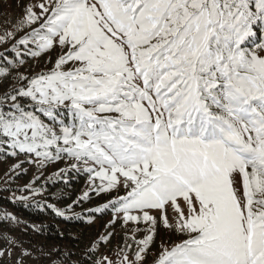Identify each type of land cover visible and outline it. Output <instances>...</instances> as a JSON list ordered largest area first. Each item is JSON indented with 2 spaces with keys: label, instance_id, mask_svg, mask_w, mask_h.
Returning a JSON list of instances; mask_svg holds the SVG:
<instances>
[{
  "label": "snow or ice",
  "instance_id": "obj_1",
  "mask_svg": "<svg viewBox=\"0 0 264 264\" xmlns=\"http://www.w3.org/2000/svg\"><path fill=\"white\" fill-rule=\"evenodd\" d=\"M17 7L0 32V159L85 176L66 208L47 204L65 219L109 197L84 209L89 225L110 216L103 231L41 250L45 264H264V0Z\"/></svg>",
  "mask_w": 264,
  "mask_h": 264
},
{
  "label": "trees",
  "instance_id": "obj_2",
  "mask_svg": "<svg viewBox=\"0 0 264 264\" xmlns=\"http://www.w3.org/2000/svg\"><path fill=\"white\" fill-rule=\"evenodd\" d=\"M20 0H0V32H3L9 22L16 20L21 15V9L17 7ZM0 52L3 47L0 46ZM32 63V61H29ZM43 66L40 61L39 67ZM87 178L82 174L73 176L69 173L67 182L52 179L46 183L45 199L52 200L58 208H66L72 200L76 199L82 190L86 188ZM0 187V244L10 245L9 241H15L21 251L32 252L33 260L40 258L41 250H50L54 247L82 248L89 239L103 231L106 224L105 214H95L93 222L89 225L87 217L93 215L84 209L96 208L105 203L107 194L93 195L92 200L85 202L82 207H75L76 212H81L83 218H68L55 215L53 210L47 207L48 202L36 200L29 203L11 202ZM71 217V213H68ZM7 237V240L3 239ZM115 238L113 240V243Z\"/></svg>",
  "mask_w": 264,
  "mask_h": 264
},
{
  "label": "rangeland",
  "instance_id": "obj_3",
  "mask_svg": "<svg viewBox=\"0 0 264 264\" xmlns=\"http://www.w3.org/2000/svg\"><path fill=\"white\" fill-rule=\"evenodd\" d=\"M15 162L16 161L11 158L0 159V187H3L5 189V192H3L4 195L11 202L29 203L39 200L48 202L49 204H54L52 200L48 201L47 199H45L44 194L46 191V183L52 181L48 179V177L51 176L52 173L56 172L58 168H62L65 166L63 162L48 165V167L43 171V174H41V172L38 171L34 165L27 163H25L23 166L24 169H27L26 172L23 170H17V172H13L11 169V165ZM30 181H33V187L41 189V195H37L33 198L29 195V192L21 191V189H23L24 186ZM20 196H29V199L26 201L17 199V197ZM54 205L57 207V204ZM108 219H110V216L106 215L105 223H107ZM10 247L11 245L0 244V251L9 249ZM21 259H23V264H43L42 261H38L37 259L33 260L32 257L29 258L27 256L26 252L16 248L11 251L10 256L5 255L3 257H0V264H15L16 261Z\"/></svg>",
  "mask_w": 264,
  "mask_h": 264
}]
</instances>
